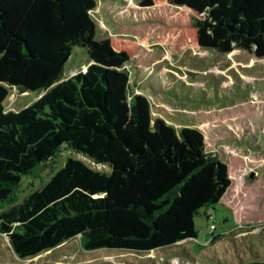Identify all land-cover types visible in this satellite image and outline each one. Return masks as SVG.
<instances>
[{"label":"trees","instance_id":"1","mask_svg":"<svg viewBox=\"0 0 264 264\" xmlns=\"http://www.w3.org/2000/svg\"><path fill=\"white\" fill-rule=\"evenodd\" d=\"M137 2L121 14L103 7L109 35L96 40L97 0H0V207L62 150L105 169L68 157L0 212V235L20 259L76 237L86 252L138 254L192 241L195 218L231 186L228 165L208 151L203 131L154 118L132 83L136 69L160 56L144 48L146 39L174 55L197 46L264 58V0ZM75 47L90 64L67 77ZM12 89L35 97L7 109Z\"/></svg>","mask_w":264,"mask_h":264},{"label":"rangeland","instance_id":"2","mask_svg":"<svg viewBox=\"0 0 264 264\" xmlns=\"http://www.w3.org/2000/svg\"><path fill=\"white\" fill-rule=\"evenodd\" d=\"M97 3L96 40L109 35L103 7L109 5L112 14L139 8L137 0H97ZM143 46L160 56L135 70L132 83L135 93L149 98L154 118L161 117L177 130L184 126L201 129L208 151L218 154L228 165L232 179L221 202L211 210H201L195 218L197 239L162 251L138 254L86 252L76 237L35 257L20 259L8 239L0 235V264L264 263V58L241 48L220 54L193 46L174 55L164 42L153 45L146 39ZM70 59L65 66L67 77L85 71L90 64L86 50L81 47L73 49ZM151 78L158 80L154 88L146 83ZM34 97L12 89L6 108L18 110ZM68 157L105 170L80 153L62 150L44 169L24 178L20 190L0 207V212L21 201L32 190L31 183L38 188Z\"/></svg>","mask_w":264,"mask_h":264},{"label":"crops","instance_id":"3","mask_svg":"<svg viewBox=\"0 0 264 264\" xmlns=\"http://www.w3.org/2000/svg\"><path fill=\"white\" fill-rule=\"evenodd\" d=\"M106 38V37H105ZM71 60V59H70ZM74 72V71H73Z\"/></svg>","mask_w":264,"mask_h":264},{"label":"water","instance_id":"4","mask_svg":"<svg viewBox=\"0 0 264 264\" xmlns=\"http://www.w3.org/2000/svg\"><path fill=\"white\" fill-rule=\"evenodd\" d=\"M91 62H93V61L91 60Z\"/></svg>","mask_w":264,"mask_h":264},{"label":"built area","instance_id":"5","mask_svg":"<svg viewBox=\"0 0 264 264\" xmlns=\"http://www.w3.org/2000/svg\"><path fill=\"white\" fill-rule=\"evenodd\" d=\"M98 7H99V5H98Z\"/></svg>","mask_w":264,"mask_h":264}]
</instances>
